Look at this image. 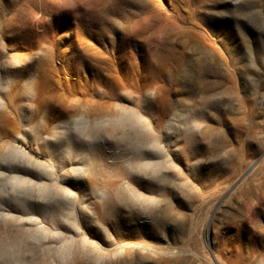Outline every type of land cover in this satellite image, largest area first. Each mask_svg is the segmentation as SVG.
<instances>
[{
	"label": "rangeland",
	"instance_id": "374dc122",
	"mask_svg": "<svg viewBox=\"0 0 264 264\" xmlns=\"http://www.w3.org/2000/svg\"><path fill=\"white\" fill-rule=\"evenodd\" d=\"M0 264H264V0H0Z\"/></svg>",
	"mask_w": 264,
	"mask_h": 264
}]
</instances>
